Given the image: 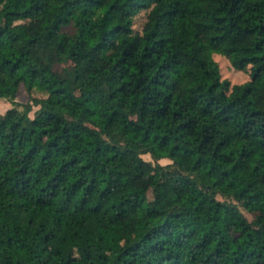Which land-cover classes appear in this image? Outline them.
<instances>
[{
  "label": "trees",
  "instance_id": "trees-1",
  "mask_svg": "<svg viewBox=\"0 0 264 264\" xmlns=\"http://www.w3.org/2000/svg\"><path fill=\"white\" fill-rule=\"evenodd\" d=\"M262 72L264 0H0V264H264Z\"/></svg>",
  "mask_w": 264,
  "mask_h": 264
},
{
  "label": "rangeland",
  "instance_id": "rangeland-1",
  "mask_svg": "<svg viewBox=\"0 0 264 264\" xmlns=\"http://www.w3.org/2000/svg\"><path fill=\"white\" fill-rule=\"evenodd\" d=\"M147 9H139L134 15H133V19H132V28L134 31H140L142 23L145 20V14H146ZM21 20L16 19L14 20V22H19ZM25 21H28L27 19ZM67 29V28H65ZM210 53L212 58L217 62L218 65V69L220 72V76L221 78H226L228 79V81L230 83H240L243 82L245 80H247L249 78V66H245L242 69H235L232 67L230 60L228 57L224 56L221 52H219L216 49H212L210 48ZM59 64H54L53 67L55 69L59 68ZM263 80H264V72H262L260 74V76L257 79L258 84H263ZM45 94L43 91L36 89V88H32L30 92H27L21 84H19L18 89L16 91V95H15V100L17 102L20 103H24L29 101L30 97H43ZM10 107V103L4 99V98H0V113L4 112L5 109ZM37 106H32L31 109L27 112V114L29 116H32L33 114V110L36 108ZM112 137L115 141L117 142H122L123 136L120 133H114L112 134ZM138 156L141 157L142 159L150 162V163H154L152 158L150 157V155L148 153H139L138 152ZM170 160L168 159L167 156H161L157 159V162L160 164H164L169 162ZM167 183L170 184V180H167ZM217 198L222 199L221 196L217 195ZM243 214L250 219V214L242 211ZM120 243H122V240H120ZM71 264H81V259L79 257V255H77L76 253L74 254V259L72 261Z\"/></svg>",
  "mask_w": 264,
  "mask_h": 264
}]
</instances>
